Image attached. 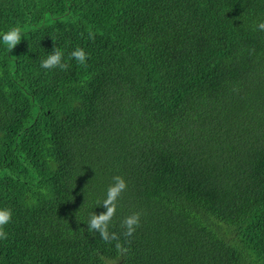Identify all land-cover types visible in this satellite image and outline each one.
<instances>
[{"label":"trees","instance_id":"1","mask_svg":"<svg viewBox=\"0 0 264 264\" xmlns=\"http://www.w3.org/2000/svg\"><path fill=\"white\" fill-rule=\"evenodd\" d=\"M261 19L264 0H0L27 32L0 46V264H264ZM56 44L69 68H41ZM116 174L106 242L86 221Z\"/></svg>","mask_w":264,"mask_h":264},{"label":"clouds","instance_id":"2","mask_svg":"<svg viewBox=\"0 0 264 264\" xmlns=\"http://www.w3.org/2000/svg\"><path fill=\"white\" fill-rule=\"evenodd\" d=\"M259 30H264V19H261L256 25ZM27 37L26 29L22 25L9 27L7 30L0 29V46L10 53L23 38ZM70 59H75L79 64L87 63L89 52L84 47H76L69 53ZM40 67L43 69L67 70L69 63L65 60V52L57 44L54 49L40 60ZM128 188V180L124 175L116 174L112 177V182L107 186L106 195L101 204L106 208L105 211L97 213L92 212L87 219V229L90 233H99L100 237L110 242L118 239V233L110 230L113 217L117 213L119 200L122 193ZM14 209L10 206H0V240L8 238L6 226L12 221ZM141 223V212L137 211L126 216L121 224L125 228L124 236L131 237Z\"/></svg>","mask_w":264,"mask_h":264}]
</instances>
